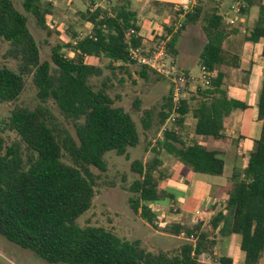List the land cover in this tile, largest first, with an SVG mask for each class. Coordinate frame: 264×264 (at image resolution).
Here are the masks:
<instances>
[{
	"label": "trees",
	"instance_id": "obj_1",
	"mask_svg": "<svg viewBox=\"0 0 264 264\" xmlns=\"http://www.w3.org/2000/svg\"><path fill=\"white\" fill-rule=\"evenodd\" d=\"M113 1L111 5L93 7L94 0H90L80 13L81 19L91 25L90 31L83 36L72 31L70 41L52 45L49 56L42 59L27 15L12 0H0V47L6 44L2 57L15 62V68L0 64V103H15L27 78L38 100L33 109L14 104L3 120V129L13 131L17 138L6 144L0 135V236L34 252L49 264H202L199 256L213 234L220 237L236 234L244 254L243 264H258L264 252V78L256 103V118L262 121L260 135L247 154L246 164L234 166L223 207L211 214L207 223L198 216L191 226L174 223L163 228L188 237L177 253H154L139 240L120 237L103 226L78 224V217L90 208L95 193L97 175L91 167L105 172L108 151L127 157L128 149L140 141L136 123L111 97L109 88L116 70L130 76L129 67L135 63L130 60L128 49L142 45L143 39L138 34L140 26L130 1ZM240 1L244 4L241 13L258 7L257 20L244 39L251 42L264 39V2ZM22 6L40 29L50 31L47 20L53 15L50 1L23 0ZM179 12L181 7L175 16ZM197 22L201 23L206 38L198 63L210 73L209 84L198 85L195 93L180 99L174 124L161 133V140H156L152 148L153 158L145 162L134 159L130 164L135 175L128 187L133 194L129 197L130 209L153 227L156 212L151 204L173 198L170 192L159 189L154 175L162 164L160 151L166 150L192 172L221 175L224 169L221 152L202 140L229 139L224 132L225 123L230 121L233 111L249 107L243 101L227 97L222 88L224 73L219 67L223 64L237 67L238 56L223 47L236 30H227L224 16L215 8H208L205 0H197L183 16L166 42L167 51L175 59L180 34ZM130 29L134 32L127 38ZM172 29V24L165 27L166 32L154 35L152 42L164 38ZM64 47L73 54H65ZM88 56L106 58L108 64L102 67L88 63L85 60ZM261 56L264 58V47ZM105 68L111 75L95 87L91 79L100 77ZM135 73L144 81L166 79L145 65H138ZM137 104L136 101L135 107ZM51 105L69 122L73 133L54 114ZM172 105L169 85L157 113L158 131ZM143 113V129L148 131L153 126L152 112ZM189 113L195 119L196 139L185 141L181 129ZM244 138L240 134L236 139ZM214 239L210 241L213 248L210 252L215 263L233 264L231 256H215Z\"/></svg>",
	"mask_w": 264,
	"mask_h": 264
},
{
	"label": "rangeland",
	"instance_id": "obj_2",
	"mask_svg": "<svg viewBox=\"0 0 264 264\" xmlns=\"http://www.w3.org/2000/svg\"><path fill=\"white\" fill-rule=\"evenodd\" d=\"M12 1L19 11L27 15L29 29L39 45L42 59L49 56L50 47L52 45H64L66 42L70 41L72 31L83 36L91 29V25L83 21L80 17V13L85 11L86 7L90 3V0H43L50 1L53 4V15L47 19L49 30L51 32L40 29L36 25L33 16L24 11L22 6L23 0ZM143 1L146 4H143L140 0H132L131 4V8L138 14L137 20L141 25L147 23L149 24L151 18L156 20L155 13L158 12L160 4H158L159 6H154L153 1H159L165 7L168 6L169 3L174 4L180 0ZM190 1L191 0H188L187 2L180 3L179 5L187 7L191 3ZM205 1L208 8H215L224 16V19L228 22L226 25L227 30H236V32L234 31L233 33L235 34V36H233V41L226 43L225 45L227 49H236L239 44L243 43V37L249 33L255 20H248L247 17V19L243 17V14L247 16L249 12L250 17L253 18L257 13L256 11L258 10V7L252 6L249 8L250 10L248 9V12H238L239 14H236L235 18H231L229 15H226V11L230 7L229 0ZM254 1L257 2V0ZM261 1L264 2V0ZM94 2H96L99 6H106L114 3L113 0H94ZM149 4L150 7L147 8L146 5ZM171 9L173 14H171L170 18L172 19L170 20L169 18L166 22H164L165 18L157 20L158 28H160L162 24L167 26L170 23H173L176 16L174 12L175 9L173 7ZM163 11L166 13L167 7L166 10ZM231 19H233L232 22L230 21ZM204 43L205 35L201 29L200 22H197L192 26H187L178 38L177 46L179 54L175 58L176 67L178 69H189L193 73V78L188 86L186 97L195 93L197 89L196 84L201 85L198 81V77H196V74L200 73L198 55ZM5 46L6 44L2 43L0 47V64H6L11 68H15V62L13 60L4 59L2 57V52L4 51ZM255 46L256 48L253 52V57L257 58V61H259L260 55L259 52H257V49L260 48V43H256ZM63 50L67 55L73 54V52L67 47H64ZM85 60L88 63L100 65L102 67H105L106 64H108V60L106 58L91 56L86 57ZM129 68L130 76L125 73H120L117 70L115 71L116 76L111 79L112 87L109 88V94L111 97L115 98L117 104H120L130 113L139 132V144L128 149L127 157L117 155L114 151H108L105 154V158L108 162V169L105 172L91 167L93 173L97 175L94 187L95 193L90 208L78 217L77 222L81 226H103L114 231L120 237H124L129 240H139L146 249L154 253L162 251L169 255H173L177 253L180 246L183 243L188 242L189 239L186 234L175 235L168 231H164L163 228L166 225L174 223L182 224L183 226H191L196 222L198 216L202 217L205 220V223H207L212 213H209L210 208L206 209L201 206H197L195 210H192L191 212L190 208H193L192 204L189 207H185L189 212H185L183 208L178 207V205H182L183 195L185 194V186L182 179H180V175L188 174L189 169L164 149H162L158 155L162 164L157 166L154 175L158 180L159 189L165 191L168 190L173 196L172 200L170 201L169 198H164V201L161 203L151 204V207L156 212V227H153L143 221L130 209L129 197L133 196V194L129 191L128 187L135 178V175L130 171V164L134 159L145 162L153 158L155 155L152 148L155 145L156 140H161L159 131L155 128V122L158 117L157 113L160 109L162 97L167 94L170 81L163 78L144 81L137 75V73H135V70L138 68L137 64L130 65ZM107 75H111L110 70L105 68L102 75L100 77H93L91 82L94 83L95 87H99L101 80ZM261 76H264L263 63L258 64L257 68L251 74L244 75V77L243 75H239V78H237V81L240 84L238 87H244L243 85H245L246 90L250 92L246 97V101L251 105H253L254 100H257V94H259L257 86L259 85ZM119 79L123 81L119 83ZM227 81L228 84L225 88L226 91H229L228 88L231 86V83L229 79H227ZM136 101L138 104L135 107ZM37 103L38 100L36 98V91L29 78L26 79L25 89L15 103H0V135L4 138L6 144H10L17 138L13 131L3 129V120H5L8 116L10 109L14 106V104L33 109ZM51 108L54 114L61 119L63 125L73 133V129L69 125V122L63 120L52 105ZM144 110H150L152 112L151 121L153 126L148 131H144L141 121L144 116ZM237 114L244 115L246 117V121L240 122L236 126L235 123H233L231 129L229 130V134L231 133L230 135L232 137H236L238 134L249 135L252 140L244 142L242 141L243 139H240L238 142H223L210 139L208 144L210 147L223 150L220 156L225 161L224 172L226 173H230L231 163L234 162V160L237 161L235 163L239 167L246 164L247 154L253 148L254 140L258 137L260 131V123L255 121L253 116L255 115L254 106L245 111H234L233 118L236 117ZM189 119H191L190 115ZM244 123L246 124L244 125ZM193 128V124L190 123L188 126H184L181 134L188 139L193 134ZM228 187L229 180L226 184V189ZM223 198L224 195L218 199L220 204L222 203L221 199ZM217 208L221 209L222 207L219 206ZM212 237L216 239H214L216 251L215 256H218L219 254L228 255L232 257L233 264H241V259L238 260V257L242 252L239 248L240 237L235 234L225 237L213 234L211 238L205 242V250L199 256L202 264H216L214 257L210 252L212 248L210 242ZM0 264L49 263L38 257L34 252L23 249L0 236ZM258 264H264V252Z\"/></svg>",
	"mask_w": 264,
	"mask_h": 264
},
{
	"label": "crops",
	"instance_id": "obj_3",
	"mask_svg": "<svg viewBox=\"0 0 264 264\" xmlns=\"http://www.w3.org/2000/svg\"><path fill=\"white\" fill-rule=\"evenodd\" d=\"M129 1H130V6H131L132 0H129ZM134 1H139V0H134ZM187 1L188 0H184V1L180 0L178 2H175L174 4L169 3L168 6H165V7L159 1H153L154 2L153 3L154 6H157L158 4H160V6L158 5L159 6L158 12H156L154 10L156 12L155 13L156 20H153L151 18L150 21H149V24L147 23V24H142V25L138 21V24L140 26L138 34L143 39L142 43L143 44H147V45L151 44L152 43V37L154 35H157V34L159 35L161 33L166 32L165 31V27H170L171 23L169 25H167V26L162 24L160 26V28H158L157 27V24H158L157 20H162L163 18H165L164 22H166L167 20H169L171 14H173V12L171 11L172 10L171 8L173 7L175 9L174 10V12H175L178 7H182V6L179 5L180 3L187 2ZM192 1L193 0H191L190 2H192ZM140 2H142L143 4H146L143 0H140ZM150 4L146 5V7L147 8L150 7ZM166 7H167V11L165 13L163 10H166ZM132 10H134V9H132ZM256 12L257 13L255 14V17H253V18L250 17L249 12H248L247 16L245 14H243L244 15L243 17H245V18L247 17L248 20L255 19L254 20V23H255L256 20H257V17H258V10ZM136 14H137V12H136ZM226 14H228V11L226 12ZM231 15L232 14H230L229 16L232 17ZM137 16H138V14H137ZM171 19L172 18H170V20ZM175 21H176V18L173 21V23ZM153 29H155V30H153ZM233 36H235V34H231V35H229L227 37V39L223 43V47L226 50H228L230 53L236 54L238 56L237 67H233V66L225 65V64H223V65H221L219 67V70L224 73V77H223V81H222V88L224 89L227 97L238 99L240 101H243V102L247 103L246 97L249 95L250 92L246 90L245 85H243L244 87H238L240 84L238 83L237 78H239V75H243V77H244V75L251 74L257 68L258 64H260V63L264 64V60H263L264 58L261 56V52H262V49L264 47V39H259L257 42H251V41H246L244 39V37H243V43L239 44V46H237L236 49H234V48L227 49L225 47V45H226V43H229V42L233 41V39H234ZM205 42H206V38H205ZM256 43H260V48L257 49V52H259V55H260L259 61H257V58L253 57V52H254V50L256 48V46H255ZM177 50H178V54H179L178 46H177ZM178 54H177V56H178ZM88 57H91V56H88ZM196 75H197L196 77H198L200 75V73L196 74ZM263 78H264V76H261V80L259 82V85L257 86V88L259 89V90L257 89L258 92H260V88H261V85H262ZM227 79H229V81L231 83V86L229 85L230 87L228 88L229 91H226V88H225L227 86V84H228ZM258 97H259V94H257V100L253 101V105H251L249 103H247V104L249 106L248 108H251L252 106H254L255 115H253V116H254L255 121H258L260 123V131H261L262 121L258 120L256 118V115H257L256 114V103L258 101ZM248 108H246L244 110H235V111H245ZM233 112L231 114L230 121L225 123V131L224 132H225L226 136L229 139H227L226 141H223V142H228V141H230V142H238L239 140L236 139L237 136L236 137H232L230 135L231 133L229 134V132H230L229 130L231 129V126H232L233 123H235V126H236L240 122L246 121V117L244 115H242V114H239V115L237 114V116L233 118ZM238 113H240V112H238ZM241 113H243V112H241ZM189 115L191 116L190 113L185 116V120H184V123H183V127L181 129V133H182V130L184 129V126H188V124H190V123L193 124V127L195 125V119L192 116H191V119H189ZM245 124L246 123H244V125ZM255 128H256V126H255ZM260 131H259V135H260ZM238 135H240V134H238ZM259 135H258V137H259ZM244 136H245V138L242 141L246 142L248 140L249 141L252 140L249 135H245L244 134ZM257 138H255V139H257ZM183 139L185 141H189V140L191 141V140L196 139V136L194 135V128H193V134L191 135V137L186 139L183 136ZM209 140H210V138L202 140V143H204L208 147H210L208 145L209 144ZM211 140H213V139H211ZM214 141H218V140H214ZM252 143H253V141H252ZM210 148H213V147H210ZM213 149H216V150H218L220 152H223V150L219 149V148H213ZM246 150H247V148H246ZM235 162H237V161L234 160V162L231 163V171H230V173L229 172H227V173L224 172V169H223V173L221 175H208V174H203V173H195V172H192V171L189 170L188 174L180 175V179H182V182L184 183V186H185V192H184L185 194L183 195L182 205H178V207L183 208V210L185 212L186 211L189 212L185 207H189L192 204L193 208H190L191 212H192V210H195V208L197 206H201V207L206 208V209L210 208V210H209L210 212L209 213H212V214L216 211L215 209H217V210L220 209V208H217V207H219V206L223 207L224 202H225V196H226V193H225L226 192L225 191L226 184H227V182L229 180V177H230V175L232 173V170H233L234 166H236ZM224 166H225V161H224ZM167 187H168V185H167ZM222 195H224V198L221 199V201H222V203H221L222 205H221L220 202L218 201V199H220L222 197ZM238 260H240L241 264H243V260H244L243 252H241V254L239 255Z\"/></svg>",
	"mask_w": 264,
	"mask_h": 264
},
{
	"label": "built area",
	"instance_id": "obj_4",
	"mask_svg": "<svg viewBox=\"0 0 264 264\" xmlns=\"http://www.w3.org/2000/svg\"><path fill=\"white\" fill-rule=\"evenodd\" d=\"M197 0H193L191 4L187 7L182 6L181 12H179L176 16V21L172 24L173 29L172 32L166 34L164 38H159L156 41L152 42L151 44H142L140 46L132 47L130 46L128 49L130 60L133 61L137 65H145L150 69L154 70L158 74L162 75L166 79L170 81V89H171V97H172V109L170 111L169 116L167 117L164 124L161 126L159 130V134L169 129L171 125L174 124L179 106V101L182 98L186 97L188 86L193 78V73L187 69H178L176 67V62L173 56L167 51L166 42L169 40L171 35L176 32L178 27L181 24V20L183 16L188 12L191 11L194 4ZM229 8L228 14H232L231 18H235L236 14L241 13V8L244 7V4L241 3L240 0H229ZM97 5L94 2L95 7ZM178 7L176 10H178ZM226 11V12H227ZM239 12V13H238ZM231 22L233 19L230 20ZM134 31L132 29L127 32V38L131 35ZM189 77V78H187ZM210 73L207 72L206 68L200 66V75L198 76L199 83L203 86L209 84ZM198 84H196L197 87ZM195 89V88H194ZM198 212V211H197ZM184 234V233H180Z\"/></svg>",
	"mask_w": 264,
	"mask_h": 264
}]
</instances>
